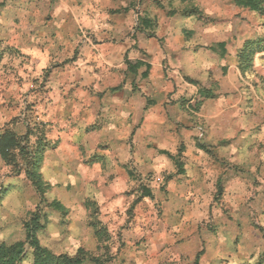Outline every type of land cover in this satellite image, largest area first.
I'll use <instances>...</instances> for the list:
<instances>
[{
    "label": "rangeland",
    "instance_id": "374dc122",
    "mask_svg": "<svg viewBox=\"0 0 264 264\" xmlns=\"http://www.w3.org/2000/svg\"><path fill=\"white\" fill-rule=\"evenodd\" d=\"M220 2L227 23H232L233 8L235 22L240 21L245 40L237 53L241 78L264 95V15L236 6L234 0ZM41 3L0 0V136L10 132L18 141L28 138L26 144L20 141L23 151L16 149L5 160L0 155V242L23 241L24 223L40 211L45 225L38 235L40 244L55 255L74 256L83 249V264H91V258L103 264H264L262 179L254 177L250 187H231L229 193L217 187L210 194H200L197 198H205L199 202L189 193L169 192V184L183 186L184 182H174L178 170L173 163L166 161L170 168H164L162 162L159 168L156 160H150L148 154L159 158V153L147 144L149 135L142 134L144 141L134 144L136 130L121 134L120 128L105 122L101 110L85 106L79 112L71 105L72 96L56 95L62 84L53 70L58 63L50 60L42 66L36 55L50 37ZM193 5L189 11L195 9ZM257 40L262 42L253 45L249 65L242 66L239 54L245 43ZM62 101L65 112L60 111ZM120 136L128 138L130 156L128 188L117 193L126 197L123 202L106 194L111 161L104 157L111 147L120 151L108 143ZM73 140H79L80 147L72 145ZM177 148L173 155L178 151L181 156L184 148L181 144ZM76 149L82 154L80 160L72 158ZM136 152L146 153V160H136ZM31 155L37 157V173L49 186L42 198L27 177L26 159ZM135 163L143 168L138 170ZM82 168L84 182L76 180ZM93 172L97 177L86 181L94 178ZM142 197L144 205L138 209ZM83 200L90 203L88 208L85 202L81 205ZM52 201L59 202L65 212L50 207ZM92 221H99L103 228L101 240L94 237Z\"/></svg>",
    "mask_w": 264,
    "mask_h": 264
},
{
    "label": "crops",
    "instance_id": "0c3cea01",
    "mask_svg": "<svg viewBox=\"0 0 264 264\" xmlns=\"http://www.w3.org/2000/svg\"><path fill=\"white\" fill-rule=\"evenodd\" d=\"M40 1L50 37L36 55L42 66L57 61L53 70L62 84L56 95L72 96L79 112L85 106L101 110L121 134L136 130L134 144L149 135L147 144L159 153V158L148 154L150 160L159 168L173 163L174 182H184L169 184V192H186L199 202L205 198H197L200 194L217 187L229 193L231 187H250L254 177L264 183V95L241 78L237 53L245 40L234 8L227 23L220 0ZM193 3L197 13L189 11ZM128 63L140 66L131 73ZM127 141L112 137L108 143L120 151L111 147L104 155L111 161L110 200L126 199L117 193L128 188ZM180 144L181 156L173 155ZM76 151L72 158L80 160ZM134 157L146 160V153ZM81 172L76 180L84 182L85 168ZM92 177L86 181L97 177L94 172Z\"/></svg>",
    "mask_w": 264,
    "mask_h": 264
},
{
    "label": "trees",
    "instance_id": "16d2710c",
    "mask_svg": "<svg viewBox=\"0 0 264 264\" xmlns=\"http://www.w3.org/2000/svg\"><path fill=\"white\" fill-rule=\"evenodd\" d=\"M234 3L236 6L242 7L243 9L264 15V0H234ZM195 12L197 13L198 11L194 9L190 13ZM261 42V40H257L245 43L244 48L239 54V60L242 66L249 65V61L254 54L253 45L257 46L261 44ZM139 66L140 65L137 66V64L132 65L128 63V69L131 73H135L136 68ZM22 140H24L26 144L28 138L23 136L20 141ZM20 141L17 140L16 135L13 133H3L0 136V155L2 159H7L8 154L11 155L16 149L20 152L23 151L20 148ZM36 159L37 157L34 155L26 159L29 167L27 170V177L42 198L49 186L43 183L41 177L37 173L38 164ZM49 206L56 211L65 212L64 207L57 201H52ZM89 206L90 203L85 202V207L88 208ZM95 213L96 212H94V214ZM43 215L44 214H41L40 211L33 212L30 221L24 223L25 239L23 241H18L10 245L0 242V264H83V262L86 261L83 249H78L77 254L74 256H69L67 254L55 255L40 244L38 235L39 232L45 229L44 222H41ZM89 225L93 227L94 237L101 240L103 237V228L99 226V221H92ZM262 262L264 263V260H262ZM90 263L103 264L104 261L99 258H91ZM257 264H260V261Z\"/></svg>",
    "mask_w": 264,
    "mask_h": 264
},
{
    "label": "clouds",
    "instance_id": "9594fccd",
    "mask_svg": "<svg viewBox=\"0 0 264 264\" xmlns=\"http://www.w3.org/2000/svg\"><path fill=\"white\" fill-rule=\"evenodd\" d=\"M33 139H35V138H33ZM260 222L264 223V218H261V221Z\"/></svg>",
    "mask_w": 264,
    "mask_h": 264
}]
</instances>
